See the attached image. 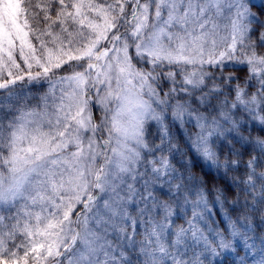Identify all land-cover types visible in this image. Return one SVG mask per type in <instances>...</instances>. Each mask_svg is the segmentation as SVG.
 Instances as JSON below:
<instances>
[{
  "label": "snow or ice",
  "instance_id": "1",
  "mask_svg": "<svg viewBox=\"0 0 264 264\" xmlns=\"http://www.w3.org/2000/svg\"><path fill=\"white\" fill-rule=\"evenodd\" d=\"M0 264H264V0H0Z\"/></svg>",
  "mask_w": 264,
  "mask_h": 264
}]
</instances>
